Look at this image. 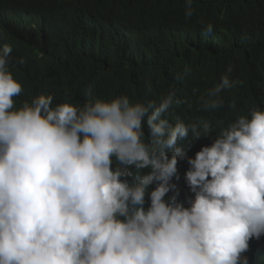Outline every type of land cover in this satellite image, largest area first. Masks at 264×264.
Wrapping results in <instances>:
<instances>
[{
  "label": "clouds",
  "instance_id": "9594fccd",
  "mask_svg": "<svg viewBox=\"0 0 264 264\" xmlns=\"http://www.w3.org/2000/svg\"><path fill=\"white\" fill-rule=\"evenodd\" d=\"M11 53L0 47V264H250V241L264 236V109L188 157L178 142L209 137L212 126L173 125L174 91L158 104L119 95L53 106L41 94L17 107ZM243 83L223 75L199 96L201 109H218L221 93ZM185 159L189 207L165 199Z\"/></svg>",
  "mask_w": 264,
  "mask_h": 264
},
{
  "label": "trees",
  "instance_id": "16d2710c",
  "mask_svg": "<svg viewBox=\"0 0 264 264\" xmlns=\"http://www.w3.org/2000/svg\"><path fill=\"white\" fill-rule=\"evenodd\" d=\"M192 6L186 19L185 0H0V47L12 46L8 67L23 88L16 106L41 94L51 95L53 106L119 95L158 104L174 91L179 104L167 114L173 125L203 118L212 126L209 137L193 140L190 133L178 142L194 157L238 116L264 109V0H193ZM209 23L212 34L205 32ZM225 74L243 86L222 92L218 109L203 111L199 96ZM177 167L176 188L165 199L176 195L189 207L187 159ZM245 255L250 264H264V236L252 239Z\"/></svg>",
  "mask_w": 264,
  "mask_h": 264
}]
</instances>
